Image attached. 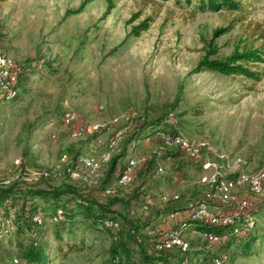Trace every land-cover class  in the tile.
Wrapping results in <instances>:
<instances>
[{"label":"rangeland","instance_id":"rangeland-1","mask_svg":"<svg viewBox=\"0 0 264 264\" xmlns=\"http://www.w3.org/2000/svg\"><path fill=\"white\" fill-rule=\"evenodd\" d=\"M242 2L243 10L231 12L199 11L195 0L1 1L0 54L21 66L25 77L15 99L0 101V185L17 176L23 182L72 183L105 203L109 196L130 199L149 177V213L155 215L170 204L187 203L184 195L203 200L212 193L200 183L202 175L212 173L202 168L204 161L224 165L220 156L238 157L246 173L264 168V63L248 64L263 73L259 80L198 69L210 43L216 45L218 59L244 46L264 50V0ZM144 20L148 28L135 36L132 28ZM221 28L225 30L215 36ZM67 112L73 117L69 123L63 120ZM137 117L202 143L201 159L160 161L164 174L153 177L152 164L130 185L101 192L104 174L134 134ZM162 144L156 136L142 140L131 155L156 159ZM78 155L98 162L109 159L93 177L76 179L72 177L79 169L72 162ZM221 171L228 178V170ZM162 191L180 198L165 203L159 198ZM230 195L259 211L252 234L264 238V195L253 194L246 182L232 187ZM132 199L131 208L142 213V201ZM14 204L18 211L21 200ZM113 207L121 210L119 202ZM39 210L44 215L40 242L48 241V264H112L107 254L110 233L81 216L73 225L59 227L50 209ZM147 214H140L139 222ZM167 220L160 215L146 231L155 227L163 234ZM16 228L15 222L0 228V264H11L19 246L30 243L27 232L18 234ZM194 231L185 235L191 243L188 264H199V252L205 250L226 253L224 264H264V242L257 238L256 252L243 255L237 245H208ZM60 236L82 248L62 258L56 248Z\"/></svg>","mask_w":264,"mask_h":264},{"label":"trees","instance_id":"trees-1","mask_svg":"<svg viewBox=\"0 0 264 264\" xmlns=\"http://www.w3.org/2000/svg\"><path fill=\"white\" fill-rule=\"evenodd\" d=\"M1 1L4 0H0V2ZM184 1L189 4L192 0ZM195 1L196 5L194 8L199 11H217L221 9L231 12L241 11L245 5L242 0ZM84 5L85 1L80 4L75 12H80ZM110 6H112V3H110ZM148 24L149 22L144 20L139 25L134 26L132 28L133 34L138 36L140 31L148 28ZM223 30L225 29L221 28L216 30L214 35L218 36ZM217 52L218 49L216 45L210 43L206 54L199 62L198 69L203 68L204 70L215 71L223 75H242L245 78L252 80L261 79L263 73L261 71H256L255 69H250L248 64H257L259 62L264 63V50L244 46L240 51L235 49L231 55L224 59H218L216 57ZM24 77L25 74H23V76L21 75L18 88L23 85ZM135 123V132L133 131L134 134L131 139L124 143L123 149H121L120 153L111 160L110 165L104 174L100 189L101 192H105L109 189L119 191L121 187L128 186L133 182L132 180L131 183L127 185H121L118 183V179L121 171L126 165L127 159L130 157L131 153L134 152L136 145L142 140L151 139L156 136L158 132H163L171 136H177L179 134L178 130L170 131L167 128H164L163 124H159L157 121L148 122L144 117H137ZM128 147H130V149H128ZM167 155L176 159L179 157V152L174 149H166L162 155L156 157V159L165 158ZM156 159H146V161L140 166L138 174L142 175L141 173L147 172L152 164L154 165V171L158 162H156ZM174 170H176V168ZM161 174H164V172ZM153 177L157 176L153 175ZM231 177L235 178L236 174L232 173L228 176V178ZM76 179H81V177ZM150 180L151 178L149 177L144 179L135 189V192L131 193L129 196L130 199L127 197L123 200L120 199V197L109 196L110 201L105 203L95 197L87 196V194L78 190L72 183L53 185L44 181L23 182V180L17 178L8 184H1L0 217H5L9 208L15 207V200H21V206L18 211L16 210L14 222L17 225V233L19 234V231L24 230L27 232L30 239L28 245L19 246V250L11 258V264H16L13 261L15 258L19 259L21 264H48V241L40 242L39 235V230L44 225V215L39 210L41 206L46 209L47 213L50 209L52 221L55 220L57 210L60 209L62 211L63 218L53 221L57 222L56 224L60 225L59 227H65L67 224L71 226L76 222L78 216H81L83 217V220L91 222L94 228H100L110 233L112 236L107 254L110 257L112 264H174V262L177 264H182L183 262L184 264H188L187 255L191 250V243H189V249L186 251H182L177 247L157 250L155 248V243L156 239L161 235L160 232H155V227L151 228L149 231L146 230L149 227V222H153L160 217V215L162 216L174 211L185 210L190 205L201 201L202 198L195 199L194 196L184 195L183 200L187 201V203L170 204L162 211H159L158 214L156 213L154 215L153 213H149V207L152 202L150 204L147 203V199L152 197L149 193V187L151 186ZM132 198L137 199L139 202L142 201V204H140V211L142 213H138L136 208H131L130 202H132ZM179 198L180 197H178V199ZM189 200L190 202H188ZM115 202L121 204V210L113 207V203ZM143 205H147V211L143 210ZM144 212L148 213L147 215H144L146 216V219H141L139 222L138 219L144 214ZM163 212L166 214H162ZM258 212V210L250 212L253 217V222L256 221L255 216H257ZM130 213L137 214L138 216H129ZM35 217H39L41 221L37 222L34 219ZM107 220L118 223V226L114 228L105 226ZM187 223V231L199 230L201 232H214L219 235L226 234L227 238L222 245H226L228 248L232 245H237L239 246L240 253L243 255H250L256 252V238L259 241L261 240V244L264 242V238L252 234L254 229L253 224L248 227V231L244 236L236 235L232 232L234 227L242 228L245 224V219L243 217H234V221L229 224H208L196 220H187ZM59 238L56 248L62 258H65L66 254L82 248L81 245H76L75 241L70 240L71 238L66 240H63L61 236ZM228 248L225 250H228ZM199 254H201V257L205 260H210L215 255L222 253L210 254L208 250H205L204 252H199ZM228 259L227 256V260Z\"/></svg>","mask_w":264,"mask_h":264},{"label":"built area","instance_id":"built-area-1","mask_svg":"<svg viewBox=\"0 0 264 264\" xmlns=\"http://www.w3.org/2000/svg\"><path fill=\"white\" fill-rule=\"evenodd\" d=\"M23 69L18 66L12 59L4 54H0V101L13 100L18 94V81ZM73 119L72 114L67 112L64 114L63 120L65 123H69ZM156 137L162 140L161 151H157V155L160 156L166 149H174L179 152V157L185 158L188 161L198 162L201 159V146L202 143L190 141L180 133L177 136H171L169 134L158 132ZM97 140V139H96ZM98 142L100 140L98 139ZM224 165L217 164L215 162L204 161L201 163L203 169H212L210 175H202L200 177V183L211 187L210 194H207L206 199H203L193 205H190L185 210L174 211L166 216L168 219L166 222H170V227L161 234L155 243L157 250L169 249L177 247L182 251L189 249V242L185 239V235L188 231L187 220H196L208 224H229L234 221V217H243L245 224L242 228L234 227L233 233L236 235L244 236L248 227L253 223V217L251 210L254 209V205L251 202L234 198L230 195V189L239 183H248L250 191L257 195H264V168H260L254 172L246 173L241 167V159L238 157L228 158L222 157ZM109 159L108 156H104L101 162H98L92 157L78 155L73 160L72 164H76V174H73L72 178H84L95 175L102 167V164ZM175 160L174 157L167 155L165 158H158V162L155 166L154 176H158L164 172V167L159 163L160 161L171 162ZM146 161V157H136L131 155L126 162L125 167L121 171L118 179V183L121 185H127L131 183L134 177V173L140 166ZM222 168H226L229 174L235 173V178H223L224 173ZM13 178L3 182L8 184L9 182L17 179ZM109 191V190H107ZM179 197L176 192L163 191L161 198L165 201L177 200ZM147 203H151L150 199H147ZM231 203L233 207L227 209L226 206ZM143 210L147 211V205H143ZM16 215V207L9 208L5 217H0V228H6L7 225L13 226ZM62 211L57 210L55 220L62 219ZM37 222H40L39 217L34 218ZM177 225V226H175ZM105 226L117 227L118 223L107 220ZM197 235H200L208 245H220L225 242L226 234H216L214 232H201L195 230ZM14 263L21 264L19 259L15 258ZM227 261V255L225 253L215 255L210 260L204 258L199 259V264H224ZM184 264V262L182 263Z\"/></svg>","mask_w":264,"mask_h":264},{"label":"crops","instance_id":"crops-1","mask_svg":"<svg viewBox=\"0 0 264 264\" xmlns=\"http://www.w3.org/2000/svg\"><path fill=\"white\" fill-rule=\"evenodd\" d=\"M128 149H130V147H128ZM131 156V155H130ZM174 161V160H173ZM170 164H172V163H177V162H169ZM140 170V168L139 169H137L136 171H135V173H134V177H133V181L135 180V179H137V175H138V171ZM94 176V175H93ZM93 176H91V177H93ZM161 189V188H160ZM149 193H150V195H152V193L149 191ZM157 193V192H156ZM162 193H163V191L161 192V193H159V198L161 199V200H163L162 198H161V196H162ZM150 199V198H149ZM151 200V199H150ZM172 201H174V200H172ZM164 202L165 203H167L168 201H165L164 200ZM145 213V212H144ZM168 225H164L162 228L164 229V232L165 231H167V229L170 227V222H166ZM161 234V233H160Z\"/></svg>","mask_w":264,"mask_h":264}]
</instances>
